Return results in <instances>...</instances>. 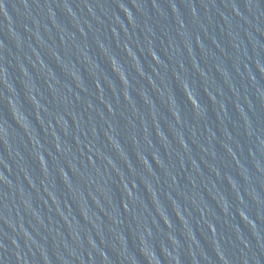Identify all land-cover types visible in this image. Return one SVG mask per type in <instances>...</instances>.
Returning a JSON list of instances; mask_svg holds the SVG:
<instances>
[{
	"label": "water",
	"instance_id": "obj_1",
	"mask_svg": "<svg viewBox=\"0 0 264 264\" xmlns=\"http://www.w3.org/2000/svg\"><path fill=\"white\" fill-rule=\"evenodd\" d=\"M0 264H264V0H0Z\"/></svg>",
	"mask_w": 264,
	"mask_h": 264
}]
</instances>
